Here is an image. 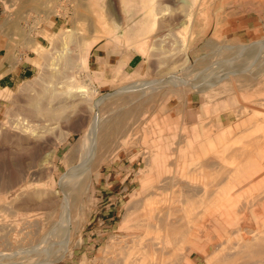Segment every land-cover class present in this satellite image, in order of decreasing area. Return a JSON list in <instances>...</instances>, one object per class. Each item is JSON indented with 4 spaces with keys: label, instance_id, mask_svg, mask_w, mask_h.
<instances>
[{
    "label": "rangeland",
    "instance_id": "rangeland-1",
    "mask_svg": "<svg viewBox=\"0 0 264 264\" xmlns=\"http://www.w3.org/2000/svg\"><path fill=\"white\" fill-rule=\"evenodd\" d=\"M37 263L264 264V0H0V264Z\"/></svg>",
    "mask_w": 264,
    "mask_h": 264
},
{
    "label": "crops",
    "instance_id": "crops-1",
    "mask_svg": "<svg viewBox=\"0 0 264 264\" xmlns=\"http://www.w3.org/2000/svg\"><path fill=\"white\" fill-rule=\"evenodd\" d=\"M107 42V41H106ZM110 41H108V43H109ZM107 47V46H106ZM96 51L95 52H93L92 53V55L93 56H96L95 58H96V60L98 61V59H100V58H104V60H106L109 64H111V55L110 54H105L104 55V53L101 55V52H100V50L101 49H104L103 47H102V45H99L98 46V44L96 45ZM107 49V48H106ZM8 57V56H7ZM9 57H11V56H9ZM138 57L136 56V54H134L132 57L130 56V57H127V59L125 60V62H119V64H118V66H115V65H113V66H115L116 67V69H118V68H120L121 70H122V67H123V65H124V67H125V70L127 71V70H131V68H134V67H137V66H139V63L141 62H139L138 61ZM4 61H6V60H4ZM102 61L103 60H101V62H100V66H104V64H102ZM138 61V62H137ZM3 63H11L10 61H7V62H3ZM99 66V67H100ZM98 68V67H97ZM101 68V67H100ZM120 69H119V71H120Z\"/></svg>",
    "mask_w": 264,
    "mask_h": 264
},
{
    "label": "bare ground",
    "instance_id": "bare-ground-1",
    "mask_svg": "<svg viewBox=\"0 0 264 264\" xmlns=\"http://www.w3.org/2000/svg\"><path fill=\"white\" fill-rule=\"evenodd\" d=\"M240 68V67H239ZM80 171L82 172V169H80ZM66 226V225H65ZM38 264V263H37Z\"/></svg>",
    "mask_w": 264,
    "mask_h": 264
}]
</instances>
